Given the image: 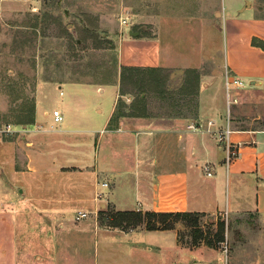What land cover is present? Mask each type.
I'll return each mask as SVG.
<instances>
[{
    "label": "crops",
    "instance_id": "0c3cea01",
    "mask_svg": "<svg viewBox=\"0 0 264 264\" xmlns=\"http://www.w3.org/2000/svg\"><path fill=\"white\" fill-rule=\"evenodd\" d=\"M191 5L168 2L129 17L114 35L116 75L108 83L38 81L34 123L20 126L17 139H0V264H201L212 250L183 243L175 227L124 229L111 226L114 216L109 225L101 216L264 217V129L232 127L224 76H237L244 88L264 81L252 59L263 52L246 28L252 9L243 17L247 10L225 15L203 0ZM126 69L196 71V112L191 97L179 95L155 98L170 109L151 108L146 93L126 90ZM181 97L189 99L185 107ZM228 127L238 151L230 163L216 134ZM79 213L87 217L76 220Z\"/></svg>",
    "mask_w": 264,
    "mask_h": 264
},
{
    "label": "rangeland",
    "instance_id": "374dc122",
    "mask_svg": "<svg viewBox=\"0 0 264 264\" xmlns=\"http://www.w3.org/2000/svg\"><path fill=\"white\" fill-rule=\"evenodd\" d=\"M195 1L0 0V139H17V129L29 125L27 123L33 119L39 80H79L98 85L110 82L116 75L114 35L119 34L118 31L126 25L129 17L131 19L133 14L148 8L147 11L151 13L162 10L163 4L168 2L179 9L190 8ZM205 2L210 12L218 11L225 15L235 13L239 8L243 12L247 10L243 15L247 17L250 15L248 9H252L251 24L246 27L253 33L251 44L253 46L254 39L264 42V0H203V5ZM138 28L137 24L133 26L135 30ZM253 47L263 52L252 56L257 71H261L264 69V50ZM129 75L126 90L138 97L140 93H146L151 108L163 112L169 107L168 104L164 102L163 105L155 98L179 95L191 97V107L196 112L199 91L196 74L137 71ZM149 75L155 76L150 83ZM224 76L226 89V81L231 75L225 72ZM234 90L230 97V114L236 123L232 127L264 129V81ZM224 96L227 107L225 93ZM183 97L177 101L180 100L179 103L184 106V100L188 103L189 99ZM48 104L51 108L54 101ZM114 213L109 211L106 216H101L102 223L111 224L109 216H114ZM204 215L201 219L202 230L215 234L217 224L223 223L225 242L217 244L216 249L208 247L212 250L211 256L206 263L201 264H264L263 216L227 212ZM168 222L178 229L180 241L191 242L190 228L182 222Z\"/></svg>",
    "mask_w": 264,
    "mask_h": 264
},
{
    "label": "trees",
    "instance_id": "16d2710c",
    "mask_svg": "<svg viewBox=\"0 0 264 264\" xmlns=\"http://www.w3.org/2000/svg\"><path fill=\"white\" fill-rule=\"evenodd\" d=\"M253 46L260 47L264 50V42L253 40ZM141 71L139 69H126L122 72V81H129V73H135ZM187 73L196 74V77L199 79V75L196 71H187ZM134 77V76H132ZM142 82V81H140ZM193 95V94H192ZM115 121V118L112 119V123ZM33 119L27 124H33ZM204 214L200 213H118L112 217V227H120L124 229L136 228L141 224L146 225L147 230L149 231H158V230H172L174 225L169 220L174 222H182L188 228L192 230L191 242L190 245L193 247H198L205 245L209 248L216 249L217 244L225 242L224 232L225 225L223 223L217 224V231L214 234L212 231L205 232L202 230L201 219L204 217Z\"/></svg>",
    "mask_w": 264,
    "mask_h": 264
},
{
    "label": "built area",
    "instance_id": "2783aa9c",
    "mask_svg": "<svg viewBox=\"0 0 264 264\" xmlns=\"http://www.w3.org/2000/svg\"><path fill=\"white\" fill-rule=\"evenodd\" d=\"M123 23H126V22L123 20ZM229 78L226 81V89H227L228 93L231 92L233 89H241L242 87L245 86L244 81H242L241 79L236 78V77H229ZM53 118H54L56 123H62L64 120L63 115L61 114V112L59 110L53 111ZM194 129L198 130L200 128L195 127ZM231 133H232V131L229 127L223 132L222 131L216 132V134L219 137L220 142H223L226 146V149H227L226 162L227 163H230L238 154V151H236L237 149L234 148L229 142V135ZM208 175L211 176V173L208 172ZM102 186L107 187L108 185L103 184ZM96 197L98 198L99 195L97 194ZM86 217H87L86 213H79V215L76 217V220L84 219Z\"/></svg>",
    "mask_w": 264,
    "mask_h": 264
}]
</instances>
